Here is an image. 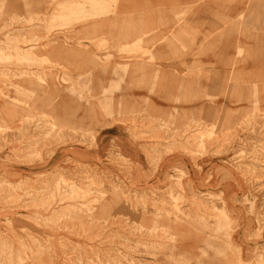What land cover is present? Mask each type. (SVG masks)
Returning <instances> with one entry per match:
<instances>
[{
	"label": "rangeland",
	"instance_id": "obj_1",
	"mask_svg": "<svg viewBox=\"0 0 264 264\" xmlns=\"http://www.w3.org/2000/svg\"><path fill=\"white\" fill-rule=\"evenodd\" d=\"M2 155L0 264H264L263 1L0 0Z\"/></svg>",
	"mask_w": 264,
	"mask_h": 264
},
{
	"label": "crops",
	"instance_id": "obj_2",
	"mask_svg": "<svg viewBox=\"0 0 264 264\" xmlns=\"http://www.w3.org/2000/svg\"><path fill=\"white\" fill-rule=\"evenodd\" d=\"M262 1L264 3V0ZM114 144L133 163V176L137 186L149 188L160 186L167 180L169 174L175 172L174 169L176 167L187 171L197 188H205L209 184L217 186V177H215L214 171L210 167L211 162L201 161L195 164L188 157L179 154H169L162 159L156 168L152 167L141 150V144L119 126H112L100 132L97 137V148L86 151L92 156H99L105 159ZM0 160H4L3 155L0 156ZM10 168L19 171L25 170L24 167H14L0 161V170L7 172Z\"/></svg>",
	"mask_w": 264,
	"mask_h": 264
}]
</instances>
